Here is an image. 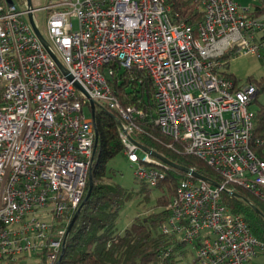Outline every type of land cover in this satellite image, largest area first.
<instances>
[{
  "label": "built area",
  "instance_id": "2783aa9c",
  "mask_svg": "<svg viewBox=\"0 0 264 264\" xmlns=\"http://www.w3.org/2000/svg\"><path fill=\"white\" fill-rule=\"evenodd\" d=\"M255 1L243 8L233 0H194L203 19L192 25L172 18L168 0H56L42 9L51 11L44 39L62 72L28 12L0 0V264H22L30 255L40 261L43 252L47 264L58 260L92 168L89 100L118 115L136 180L155 188L169 168L132 140L143 114L112 94L106 77L113 64L149 75L155 125L219 180L186 174L160 232L192 247L194 264H256L264 257V243L220 199L222 191L231 197L241 188L264 202V161L256 153L264 151V136L254 137L249 110L258 88L236 89L219 75L228 52L264 58V13L256 15L254 6L264 0Z\"/></svg>",
  "mask_w": 264,
  "mask_h": 264
},
{
  "label": "trees",
  "instance_id": "16d2710c",
  "mask_svg": "<svg viewBox=\"0 0 264 264\" xmlns=\"http://www.w3.org/2000/svg\"><path fill=\"white\" fill-rule=\"evenodd\" d=\"M168 4L173 19L192 25L202 22V14L194 0H168ZM254 6L256 15L264 13V1ZM231 59V52L220 58L222 68L219 75L232 81L238 89L240 86L235 76L228 70ZM112 70V75L106 77V80L114 97L122 106L136 107L143 114V117L136 121L137 129L131 136L132 140L140 148L152 150L172 164L193 170L201 177L218 184L219 180L214 171L204 161L187 155L181 144L161 133L155 125V92L149 75L134 68L123 69L115 64L112 65ZM246 82L256 83L258 92L264 90V74L258 81L248 78ZM118 125L119 117L114 111L108 109L105 104L96 107L95 129L98 144L91 168L93 186L70 230L60 264H183L187 246L163 235L160 228L167 217L166 205L174 196L178 183L186 179L187 175L174 168H162L163 178L158 180L155 188L135 179L139 185L137 192H130L107 182L106 165L124 152ZM254 125V137H263L264 107L256 112ZM256 153L264 161V151L257 150ZM155 189L163 193L156 198L157 211L135 217L123 232H118L117 220L125 204L136 196H140L142 201L147 203ZM87 191L88 183L84 198ZM236 192L264 216V202L244 189L237 188ZM220 199L231 213L241 216L253 236L264 243V222L252 207L229 197L225 191L220 193ZM46 256L47 252L39 255V264H47ZM189 264H194V260Z\"/></svg>",
  "mask_w": 264,
  "mask_h": 264
},
{
  "label": "rangeland",
  "instance_id": "374dc122",
  "mask_svg": "<svg viewBox=\"0 0 264 264\" xmlns=\"http://www.w3.org/2000/svg\"><path fill=\"white\" fill-rule=\"evenodd\" d=\"M13 2L19 10L26 9L25 0H8ZM243 8L251 7L252 4L256 3L255 0H233ZM56 0H31L32 8L35 11L34 21L37 25L41 35L48 40L47 32H46V18L51 13V11H43V8H46ZM75 24V21H74ZM229 72L232 73L236 80L238 86H244L248 84L246 80L248 78H253L258 81L264 74V58L259 60L258 58L247 57L245 59H231L229 62ZM256 85V83H253ZM264 107V90L258 92L255 97L254 102L249 106V110L256 112ZM84 113L87 117L90 116L88 110L84 109ZM139 155L141 153L139 152ZM133 167L127 161V158L124 154L117 156L112 159L106 165V181L119 185L122 188L130 191L137 192L139 190V185L135 181L133 175ZM162 192L158 189H155L151 193L150 201L145 203L142 201L140 196H136L128 201L123 210L121 211L119 218L117 220V230L118 232H123L133 221V219L137 216H144L146 213L150 211H157L156 208V198L162 196ZM186 256L183 259V264H189L196 258L195 250L187 246L186 247ZM253 263L256 264H264V257L259 256L253 260ZM22 264H39V260L35 255H30L27 259L23 261Z\"/></svg>",
  "mask_w": 264,
  "mask_h": 264
},
{
  "label": "water",
  "instance_id": "95a60500",
  "mask_svg": "<svg viewBox=\"0 0 264 264\" xmlns=\"http://www.w3.org/2000/svg\"><path fill=\"white\" fill-rule=\"evenodd\" d=\"M25 4H26V11L28 12V21L31 25V28L35 34V36L39 39V41L41 42V44L43 45V47L45 48V50L48 52V54L51 56V58L53 59V61L55 62V64L57 65V67L62 71L64 72V67L63 65L59 62V60L56 58V56L50 51L49 47H48V44L46 42V40L44 39V37L41 35L40 31L37 29L36 25H35V22H34V16L32 14V11L34 10L32 8V5H31V0H25ZM64 75L66 76V78L68 80H71V77L67 74V73H64ZM74 87L84 93L83 89L77 84V83H74ZM87 97V96H86ZM89 106H90V110H91V117H92V120L95 122V109L96 107H98V104L95 103L94 101L92 100H89ZM120 125V123H119ZM94 135H95V140H94V149H93V160L95 158V155H96V150H97V144H98V134L96 132V129H94ZM141 150L145 153H147L148 155H150L151 157L163 162L164 164H166L167 166H169L170 168H174V169H177L185 174H188V175H191L192 177L196 178V179H204L203 177H201L200 175H198L197 173H195L194 171H191V170H187V169H184V168H180L174 164H172L171 162H169L167 159H165L164 157H162L161 155L157 154L156 152L152 151V150H149V149H142ZM92 186H93V183H92V176H91V171L89 173V177H88V191L86 193V196L84 198V200L82 201V203L80 204V206L78 207L77 211L75 212L68 228H67V232H66V236H65V239L63 241V244H62V249H61V253L58 257V260L56 261L55 264H60L62 259H63V255H64V250H65V245H66V241H67V238L69 236V233H70V230L75 222V220L77 219L82 207L84 206L85 202L87 201L88 197L90 196V193H91V190H92ZM230 196L235 198V199H238V200H241L243 202H245L246 204L250 205L252 207V209L261 217V219L263 220L264 222V216L259 212V210L254 207L247 199H245L244 197L240 196L239 194L237 193H230Z\"/></svg>",
  "mask_w": 264,
  "mask_h": 264
},
{
  "label": "crops",
  "instance_id": "0c3cea01",
  "mask_svg": "<svg viewBox=\"0 0 264 264\" xmlns=\"http://www.w3.org/2000/svg\"><path fill=\"white\" fill-rule=\"evenodd\" d=\"M234 59V58H233ZM237 59H245V58H237Z\"/></svg>",
  "mask_w": 264,
  "mask_h": 264
}]
</instances>
